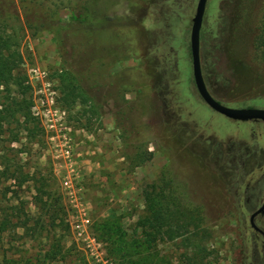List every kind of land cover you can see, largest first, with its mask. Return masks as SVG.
I'll use <instances>...</instances> for the list:
<instances>
[{"label": "rangeland", "instance_id": "374dc122", "mask_svg": "<svg viewBox=\"0 0 264 264\" xmlns=\"http://www.w3.org/2000/svg\"><path fill=\"white\" fill-rule=\"evenodd\" d=\"M196 1L98 0L107 22L122 31L119 43L129 38L132 47L115 70L147 77L139 96L159 107V120L141 118L150 143L135 149L125 146L111 113H95L90 101L76 89L66 93L58 79L65 74V59L77 64L82 58L83 28L65 27L79 3L0 0V38H12L11 47L21 58L19 73L25 76L17 91L0 87V98L22 101L32 117L25 127L20 119L0 131V170L5 164L14 171L13 180L0 178V205L21 208L27 218L23 232L9 231L0 253L6 251L16 264H92L69 228L73 212L60 185L68 175L87 209L89 229L101 242L91 235L110 264H199L197 257L184 259L188 251L178 240L143 243L136 222L149 184L166 197L173 193L181 202L202 207L210 238L201 247L206 253L201 264L264 263V239L248 224L263 195L264 124L229 120L197 95L188 49ZM263 10L264 0L206 1L199 35L201 75L211 97L225 107L264 110V66L251 46ZM57 23L64 26L60 46L52 34ZM129 31L142 36L134 39ZM89 45L94 58L107 60L115 44L100 33ZM122 45L119 50L125 49ZM133 67L139 71L127 70ZM107 72L103 82L108 83L114 69ZM109 89L106 84L99 94L91 92L106 101ZM136 95L127 93L121 100ZM102 108L115 110L109 100ZM64 146L69 161L61 157ZM48 192L54 212L46 210ZM254 222L264 232V213Z\"/></svg>", "mask_w": 264, "mask_h": 264}, {"label": "trees", "instance_id": "16d2710c", "mask_svg": "<svg viewBox=\"0 0 264 264\" xmlns=\"http://www.w3.org/2000/svg\"><path fill=\"white\" fill-rule=\"evenodd\" d=\"M76 1L79 3L77 12L72 11L70 13L65 27L70 26L71 28V26H73L72 31H76L79 27L83 28L84 39L83 43H81L83 48L81 52L82 58L77 64H71L65 59V74L59 75V81L61 84L64 82V88L69 91L76 89L78 96L80 95L81 98H86L87 101H90V105L95 113L96 111L100 114L111 113L114 122H116V127L122 130L125 146L137 149L146 142L150 143L148 141V127L141 122V118L151 117L159 120V107L157 105L155 106V100L144 101V97L141 96L140 98L139 96L141 93V95H144L141 90L147 86V77L144 79L142 75L140 80L138 76H122V70L116 71L114 68L115 65H118L126 59V57L130 56L132 47L127 42L129 38L120 41L122 44L125 42L126 47L125 49L119 50V48L123 46L119 43V39L122 38V31L115 29L116 25H111L107 22L110 18H107L103 14V9L98 4V0ZM222 1L223 4L230 3V0ZM63 28L64 26L61 27L59 23L53 26L52 34L55 45L58 44L60 46L63 41L59 35V30ZM100 33H104L109 42L115 44L107 60L94 58L92 48L89 45L95 34L96 37H98ZM129 33L132 34L134 39L137 38V36H142L141 32L140 34L137 32L133 34L129 31ZM12 41V38L9 36L4 39L0 38V87L6 91L9 89L17 91L22 88V83L25 82V76L19 73L21 58L18 51L11 47L10 42ZM251 46L253 55L257 61L264 66V10L256 33L253 35ZM112 69H114V74L111 75L112 80L108 81V83L103 82L105 72L107 70L110 72ZM127 70L139 71V68L133 67ZM232 73L235 74L238 73V71L235 69ZM101 80L103 86L100 84ZM106 84L111 85L112 90L109 89L105 91L107 97L106 101L104 97L99 100L97 94L100 93ZM23 90L28 92L29 87L23 85ZM91 90H95L97 94H93ZM69 91L66 93H73ZM127 93H134L137 95L134 97V100L122 102L121 96ZM7 100V97L4 101L0 98V131L2 128L9 126L12 121L18 123L20 119L22 125L25 127L29 120L32 119L29 107L25 106L22 101L16 100L13 97L9 98L10 101ZM107 100L111 102L112 108L115 109L113 112H105L103 110L102 107ZM64 103L67 106L69 105L67 96L66 99H64ZM136 156L138 155H135V157ZM135 157L132 159L133 161H136ZM210 175L211 181L213 182L214 177L212 174ZM13 177L14 171L10 170L9 167L4 164L2 170H0V178H2L3 181H9L13 180ZM145 189L146 190L143 191L142 215L136 222L137 228L141 231L143 243L147 246H151L159 240H178L181 248L188 251L184 252V259L195 260V257H197L198 263L201 264L200 262L206 256V253H203V251L201 252V247H203L202 245L207 241L206 239L210 238L209 231L203 226V223H205L203 219L204 216H200L202 207L191 202H181L173 193L166 197L162 192L157 193L153 185L150 184ZM6 194L5 192L2 195L5 196ZM46 199L49 201L46 210L54 212L55 201L50 192L47 193ZM14 207L15 206L0 205L1 249H4L2 242L10 236L9 231L11 229H20L23 232L27 228V218L23 214V210ZM13 218L15 219L14 223L12 222ZM61 221L63 220L61 219ZM36 225H38V223H36ZM39 227L41 228V225H39ZM48 227L51 230L55 228L52 221L49 222ZM89 231L95 236L91 231V227ZM95 238L100 241L96 236ZM0 264H16V262L6 256V251H2V253H0Z\"/></svg>", "mask_w": 264, "mask_h": 264}, {"label": "water", "instance_id": "95a60500", "mask_svg": "<svg viewBox=\"0 0 264 264\" xmlns=\"http://www.w3.org/2000/svg\"><path fill=\"white\" fill-rule=\"evenodd\" d=\"M207 0H197L194 8V13L191 18V25L188 35V49L191 63V76L194 88L197 95L203 101V103L210 108L212 111L224 116L225 118L236 121H261L264 124V110L256 108H229L219 104L215 101L209 92L207 91L200 69L199 59V35L202 25V19L205 11V4ZM264 212V189H263V200L258 209L252 212L248 217V224L250 228L264 237L262 232L254 224V218Z\"/></svg>", "mask_w": 264, "mask_h": 264}, {"label": "built area", "instance_id": "2783aa9c", "mask_svg": "<svg viewBox=\"0 0 264 264\" xmlns=\"http://www.w3.org/2000/svg\"><path fill=\"white\" fill-rule=\"evenodd\" d=\"M35 70H32L34 73ZM64 150L60 152L61 157L68 160L70 153L68 146H64ZM69 161V160H68ZM64 196L71 207L69 228L73 239L78 242L87 255L88 260L92 264H110L106 259L101 245L89 232V216L86 207L81 202V197L78 195L77 187L73 182V178L63 176L60 182Z\"/></svg>", "mask_w": 264, "mask_h": 264}, {"label": "flooded vegetation", "instance_id": "af4514ba", "mask_svg": "<svg viewBox=\"0 0 264 264\" xmlns=\"http://www.w3.org/2000/svg\"><path fill=\"white\" fill-rule=\"evenodd\" d=\"M202 20H203V19H202ZM263 189H264V186H263ZM262 200H263V195H262L261 203H262ZM261 203H260V205H261ZM258 208H259V207H258ZM258 208H257V209H258ZM253 212H254V211H253ZM251 213H252V212H251ZM251 213H250V214H251ZM263 213H264V212H263ZM263 213H262V214H263ZM262 214L257 215V216L254 218V221L256 220V218H257L258 216H260V215H262ZM254 224H255V222H254ZM255 225H256V224H255ZM249 227H250V226H249ZM256 227H258V226L256 225ZM258 228H259V227H258ZM259 229H260V228H259ZM260 230H261V229H260ZM261 231H262V230H261ZM253 232H254V231H253ZM262 232H263V231H262ZM255 234H257L258 236H260V237H262V238L264 239V237H263L262 235H260V234H258V233H256V232H255ZM263 264H264V263H263Z\"/></svg>", "mask_w": 264, "mask_h": 264}]
</instances>
